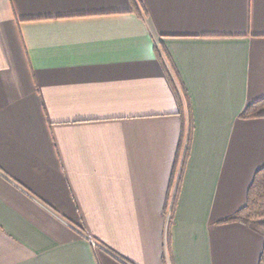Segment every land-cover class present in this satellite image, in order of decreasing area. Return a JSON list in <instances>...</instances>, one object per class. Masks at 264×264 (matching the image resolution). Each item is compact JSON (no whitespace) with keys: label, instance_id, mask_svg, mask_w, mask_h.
I'll use <instances>...</instances> for the list:
<instances>
[{"label":"crops","instance_id":"crops-1","mask_svg":"<svg viewBox=\"0 0 264 264\" xmlns=\"http://www.w3.org/2000/svg\"><path fill=\"white\" fill-rule=\"evenodd\" d=\"M263 98L264 0H0V264H260Z\"/></svg>","mask_w":264,"mask_h":264},{"label":"trees","instance_id":"trees-1","mask_svg":"<svg viewBox=\"0 0 264 264\" xmlns=\"http://www.w3.org/2000/svg\"><path fill=\"white\" fill-rule=\"evenodd\" d=\"M133 1L136 2V0H133ZM138 1L140 2V0ZM136 7H137L136 9H138L137 3H136ZM173 74L177 76L175 71ZM177 93L179 94V98L181 99L178 88H177ZM183 94L187 102V112L181 100L182 107H183L182 113L184 116V128H183V135H182L181 143L179 146V158L185 146L181 171L184 167V163L189 153L190 139H191V126H192L191 114H190V108H189L190 105L188 103V98L184 91H183ZM263 117H264V98L259 101L249 104L241 113V118H244V119L263 118ZM178 162H180V159L178 160ZM180 179H181V173L179 176V182H180ZM179 182H178V185H179ZM232 222H238L243 225H246L252 228L253 230L261 233L264 236V166L255 173L253 182L251 183L249 190H248L246 204L234 214L220 221L221 224L232 223ZM121 261L127 264H130L123 259H121ZM260 264H264V248L261 254V258H260Z\"/></svg>","mask_w":264,"mask_h":264}]
</instances>
